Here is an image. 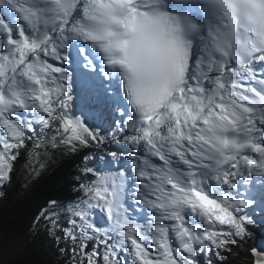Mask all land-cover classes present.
<instances>
[{
	"label": "snow or ice",
	"instance_id": "1",
	"mask_svg": "<svg viewBox=\"0 0 264 264\" xmlns=\"http://www.w3.org/2000/svg\"><path fill=\"white\" fill-rule=\"evenodd\" d=\"M56 152L73 195L31 230L63 264H229L264 221V0H0V198Z\"/></svg>",
	"mask_w": 264,
	"mask_h": 264
},
{
	"label": "trees",
	"instance_id": "2",
	"mask_svg": "<svg viewBox=\"0 0 264 264\" xmlns=\"http://www.w3.org/2000/svg\"><path fill=\"white\" fill-rule=\"evenodd\" d=\"M83 152L42 156L35 166L38 173H31L28 156L22 155L15 166L10 185L2 189L6 194L0 198V245L6 247L11 237L27 233L22 253L0 264H63V257L55 241L45 228L31 230L33 217L50 199L65 200L73 193L70 185L78 171ZM238 256L230 257L229 264H251L247 243L237 250ZM1 257V256H0Z\"/></svg>",
	"mask_w": 264,
	"mask_h": 264
},
{
	"label": "rangeland",
	"instance_id": "3",
	"mask_svg": "<svg viewBox=\"0 0 264 264\" xmlns=\"http://www.w3.org/2000/svg\"><path fill=\"white\" fill-rule=\"evenodd\" d=\"M27 233L22 232L18 236L11 237L12 240L8 242L10 244H8L6 247L0 245V256H1L0 261L1 260L6 261V258L7 259L12 258L22 253V249L27 242ZM249 234H250L249 241L251 248L257 247L259 244V240L255 238V234L253 233V231L250 230V227H249Z\"/></svg>",
	"mask_w": 264,
	"mask_h": 264
},
{
	"label": "bare ground",
	"instance_id": "4",
	"mask_svg": "<svg viewBox=\"0 0 264 264\" xmlns=\"http://www.w3.org/2000/svg\"><path fill=\"white\" fill-rule=\"evenodd\" d=\"M259 230H261V229H259ZM263 232V231H262ZM263 234V233H262ZM259 240V244H262V243H264V237L262 236V238H260V239H258Z\"/></svg>",
	"mask_w": 264,
	"mask_h": 264
}]
</instances>
